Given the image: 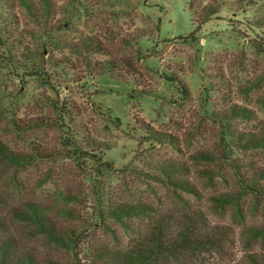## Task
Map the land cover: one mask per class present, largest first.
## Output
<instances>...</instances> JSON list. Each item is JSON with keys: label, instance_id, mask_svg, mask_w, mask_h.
Masks as SVG:
<instances>
[{"label": "rangeland", "instance_id": "rangeland-1", "mask_svg": "<svg viewBox=\"0 0 264 264\" xmlns=\"http://www.w3.org/2000/svg\"><path fill=\"white\" fill-rule=\"evenodd\" d=\"M53 2L57 15L47 25L52 46L18 0H0L5 37L10 45L24 44L12 53L10 65L0 64V138L14 150L43 155L24 170L0 164L6 196L39 200L56 214L68 208L80 216L94 208L85 162L79 166L68 158L66 135L55 123L51 105L58 88L60 100L70 102L75 139L114 167L101 184L108 201L145 202L155 211L128 226L110 221V230L97 229L91 243L126 248L162 216L175 227L189 224L198 234L227 235L219 249L188 257L192 264H242L248 254L264 253V239H253L248 230L264 227V202L244 196L240 206L222 208L213 200L239 189L232 166L250 175L264 169L263 150L245 151L232 143L264 121V28L254 24L264 18V0ZM89 38L104 54L83 49ZM35 58L47 65L46 82L28 75ZM241 109L253 112L254 120L235 116ZM146 125L170 136L174 145L151 143L142 129ZM200 152L210 158L194 159ZM164 165L178 168L174 179L198 193L172 188L159 167ZM61 222L72 224L67 218ZM18 229L41 254L71 259L68 251L36 238L32 228Z\"/></svg>", "mask_w": 264, "mask_h": 264}, {"label": "trees", "instance_id": "trees-1", "mask_svg": "<svg viewBox=\"0 0 264 264\" xmlns=\"http://www.w3.org/2000/svg\"><path fill=\"white\" fill-rule=\"evenodd\" d=\"M20 6L27 11L37 27L44 31L50 45H55L53 32L48 31L47 25L50 20L57 15L56 5L53 0H18ZM210 16L212 14H209ZM258 28H264V18L257 19L254 23ZM6 30V29H5ZM0 27V64L12 62L13 52H18L19 47L24 46L20 40L16 44L10 45L5 37L6 31ZM264 36V35H263ZM264 39V37H263ZM8 42V43H7ZM69 48L71 52H79L81 48L70 47L69 45H58ZM83 49L94 50L96 53L104 54L105 50L97 41L87 39L83 44ZM40 56V55H39ZM45 56L44 53L41 54ZM21 59L23 56L20 57ZM31 70L27 69L28 75L39 78L40 81H47L49 73L47 65L39 58L31 61ZM10 65V64H9ZM113 67L108 62L105 70L110 73ZM45 81V82H46ZM56 99L51 105L55 115V123L60 126L66 135L63 144L67 148V156L75 160L79 166L82 161L86 164L87 175L94 183L93 204L94 208L90 213L76 216L70 209H63V214H56L53 209L47 207L39 200L18 199L10 200L6 192L0 187V264H192L191 255L202 250L219 249L221 242L227 238L226 234L215 231H205L198 234V230L193 229L189 224L175 227L170 224L165 217L159 216L149 223L148 231L133 240V243L126 248H112L111 246H99L91 243L93 235L97 229L110 230L109 222L116 221L128 226L127 221L141 217H153L154 209L147 203L115 202L110 203L105 197L104 188L101 187L102 179L107 176V172L113 170V165L104 160L103 155L91 154L79 144L76 134L71 132V122L74 121L70 102L65 98L60 100L59 89ZM235 116L246 120H254L253 112L241 109L234 113ZM254 131L239 134L234 137V145L245 151H264V121L257 123ZM12 126L17 130V122L13 120ZM147 132L151 143L174 145L170 136L160 133L150 125L142 127ZM18 131V130H17ZM232 139V138H231ZM231 152L232 143L228 142ZM145 143H140L144 145ZM227 152V150H225ZM43 155L39 150L34 153H25L14 150L0 138V164L8 170H24L28 166L42 159ZM197 160H206L210 156L208 153L200 152L199 156L193 157ZM158 166V165H157ZM168 177V184L175 190L198 193L194 186L182 179H174L173 175L179 172L178 168L164 165L159 166ZM236 171L238 190L221 194L213 200L221 204L222 208L235 204L240 206L244 196H253L264 202V169L255 170L250 175L247 170L242 171L240 165L232 166ZM18 186L15 191L21 195V185L19 179H15ZM177 192V191H175ZM63 198V197H62ZM69 202V199H66ZM86 214V215H85ZM67 218L72 224L64 225L61 219ZM70 218V219H69ZM29 227L34 231L36 238H44L50 246L61 248L72 254L69 261L63 262L53 257L41 254L34 246L22 240L19 233V226ZM195 230V231H192ZM253 239H264V227H252L248 229ZM247 230V231H248ZM21 235V236H19ZM242 264H264V253L248 254Z\"/></svg>", "mask_w": 264, "mask_h": 264}]
</instances>
